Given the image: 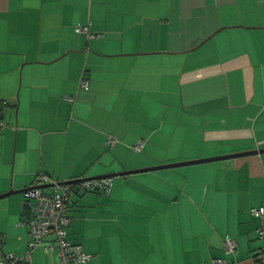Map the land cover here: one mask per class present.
<instances>
[{
	"label": "crops",
	"instance_id": "1",
	"mask_svg": "<svg viewBox=\"0 0 264 264\" xmlns=\"http://www.w3.org/2000/svg\"><path fill=\"white\" fill-rule=\"evenodd\" d=\"M0 123V195L264 149V0H0ZM216 161L73 193L67 239L88 264H261L264 153ZM23 198L0 264L32 239Z\"/></svg>",
	"mask_w": 264,
	"mask_h": 264
},
{
	"label": "built area",
	"instance_id": "2",
	"mask_svg": "<svg viewBox=\"0 0 264 264\" xmlns=\"http://www.w3.org/2000/svg\"><path fill=\"white\" fill-rule=\"evenodd\" d=\"M87 31L86 28L79 29ZM82 85L87 87L88 82L82 81ZM5 123H0V127L4 128ZM108 144H113V139L109 137ZM141 144L135 149L139 150ZM112 179H91L84 180L79 183H67L55 185L53 191L45 192L43 189H34L26 194L27 204L30 208V214L24 221L29 226L32 236L27 251L22 255L15 253L5 254L1 264H31L33 251L39 246H43L45 252H57L62 262L66 264H88L92 255L84 251L79 244H74L67 239L66 228L71 222L68 214V202L73 193L80 191L93 190L108 193L110 191ZM257 217H262L264 209L257 208L252 212ZM264 235V231L260 230ZM236 248V242L233 238L226 237L224 242V250L233 252ZM256 258L261 264H264V250L257 252ZM207 264V263H206ZM214 264H226L224 259L214 260Z\"/></svg>",
	"mask_w": 264,
	"mask_h": 264
},
{
	"label": "water",
	"instance_id": "3",
	"mask_svg": "<svg viewBox=\"0 0 264 264\" xmlns=\"http://www.w3.org/2000/svg\"><path fill=\"white\" fill-rule=\"evenodd\" d=\"M260 153H264V149L249 150V151H244V152H239V153H234V154H228V155L219 156V157L189 160V161H184V162H180V163H173V164L148 167V168H143V169H139V170L110 173V174H104V175L95 176V177H86V178H80V179H75V180H70V181H65V182H59V183H48V184H40V185H35V186L21 188V189H11L10 191H8L6 193L1 194L0 200L4 199L6 197H10V196L15 195V194H23L24 196H26V194L28 192H30L34 189H38V188L43 189V188L52 187V186L54 187L57 184L61 185V184H67V183H79V182H82L84 180H91V179L112 178V177H116V176H122V175L131 174V173H138V172H142V171H151V170H157V169H162V168H169V167L173 168V167H180V166H186V165L200 164V163L212 162V161H216V160L242 157V156L260 154Z\"/></svg>",
	"mask_w": 264,
	"mask_h": 264
},
{
	"label": "rangeland",
	"instance_id": "4",
	"mask_svg": "<svg viewBox=\"0 0 264 264\" xmlns=\"http://www.w3.org/2000/svg\"><path fill=\"white\" fill-rule=\"evenodd\" d=\"M215 162H217V161H215ZM22 198H23V194H15V195H12L10 197H6V198L0 200V206H2V208H7V206H9L10 202L17 201V200L21 201L19 204L23 205ZM23 200H24V198H23ZM25 200H26V198H25ZM5 216H7V211L5 209H3L2 218H4Z\"/></svg>",
	"mask_w": 264,
	"mask_h": 264
},
{
	"label": "trees",
	"instance_id": "5",
	"mask_svg": "<svg viewBox=\"0 0 264 264\" xmlns=\"http://www.w3.org/2000/svg\"><path fill=\"white\" fill-rule=\"evenodd\" d=\"M102 179V178H101ZM90 191H93V190H90ZM84 192H89V190H86V191H84V190H82V191H80L79 189H78V194L79 193H84ZM100 192H102V191H100ZM103 193V192H102ZM26 201H27V199H26ZM68 207H69V210H70V203L68 202ZM68 214H69V211H68ZM72 242V241H71ZM73 243V242H72ZM74 244H77V243H74ZM79 245H81V244H79ZM39 247H43V246H39ZM81 247L83 248V246L81 245ZM37 249V248H36ZM44 249V248H43ZM84 249V248H83ZM45 251V250H44ZM55 252V251H54ZM256 255H257V253H256ZM256 255H255V257H256ZM19 264H26V263H19Z\"/></svg>",
	"mask_w": 264,
	"mask_h": 264
}]
</instances>
